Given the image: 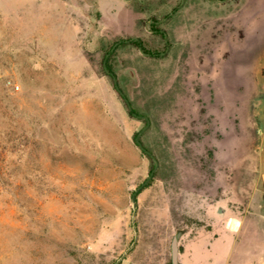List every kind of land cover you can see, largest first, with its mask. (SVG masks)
<instances>
[{
  "label": "rangeland",
  "instance_id": "rangeland-1",
  "mask_svg": "<svg viewBox=\"0 0 264 264\" xmlns=\"http://www.w3.org/2000/svg\"><path fill=\"white\" fill-rule=\"evenodd\" d=\"M230 214L264 218V0H0V264H172Z\"/></svg>",
  "mask_w": 264,
  "mask_h": 264
},
{
  "label": "crops",
  "instance_id": "crops-1",
  "mask_svg": "<svg viewBox=\"0 0 264 264\" xmlns=\"http://www.w3.org/2000/svg\"><path fill=\"white\" fill-rule=\"evenodd\" d=\"M228 217L182 244L180 264H264V218L248 232L246 220Z\"/></svg>",
  "mask_w": 264,
  "mask_h": 264
},
{
  "label": "water",
  "instance_id": "water-1",
  "mask_svg": "<svg viewBox=\"0 0 264 264\" xmlns=\"http://www.w3.org/2000/svg\"><path fill=\"white\" fill-rule=\"evenodd\" d=\"M148 126H149V123H148ZM140 136L141 135H139V137L137 138V143H138L139 147L141 148L142 151H144L147 154H149L156 161L157 165H156V168L152 171L151 177L136 192L135 197H134V200L135 201H136V195L138 194V192L141 189H143L148 184V182L152 179V177L154 176V174L157 171L158 166H159V163L156 160V158L152 155V153L150 151H148L145 148V146L143 145V143L140 141ZM219 213L220 214H224V210L223 209H220L219 210ZM184 233H185V230H179L177 232L176 236L173 238V241H172V264H180V261H179V256H180V239H181V237L183 236Z\"/></svg>",
  "mask_w": 264,
  "mask_h": 264
},
{
  "label": "trees",
  "instance_id": "trees-1",
  "mask_svg": "<svg viewBox=\"0 0 264 264\" xmlns=\"http://www.w3.org/2000/svg\"><path fill=\"white\" fill-rule=\"evenodd\" d=\"M135 44H136L138 47H140V48H142V49L144 50V48L142 47V45H141L139 42H136ZM144 51H145V50H144ZM146 53H147V52H146ZM148 54H150L151 57H155V56H156L155 53H150V52H148ZM107 69L112 73V75H114L113 72H112L113 69H112L111 65L107 64ZM115 77H116V76H115ZM117 83H118V82H116V84H115L117 91L120 93L121 97L125 98L123 92L120 90L119 84H117ZM133 113H134V110H133V109H130V114H133ZM147 122H148V121H147Z\"/></svg>",
  "mask_w": 264,
  "mask_h": 264
}]
</instances>
